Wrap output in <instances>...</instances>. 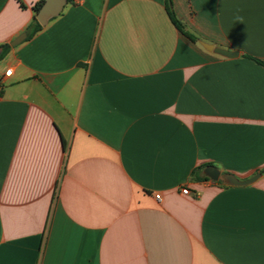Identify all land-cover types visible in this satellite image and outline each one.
Here are the masks:
<instances>
[{"label":"crops","instance_id":"crops-1","mask_svg":"<svg viewBox=\"0 0 264 264\" xmlns=\"http://www.w3.org/2000/svg\"><path fill=\"white\" fill-rule=\"evenodd\" d=\"M44 1L0 0V264H264V0H170L194 41L74 0L12 47Z\"/></svg>","mask_w":264,"mask_h":264},{"label":"water","instance_id":"water-1","mask_svg":"<svg viewBox=\"0 0 264 264\" xmlns=\"http://www.w3.org/2000/svg\"><path fill=\"white\" fill-rule=\"evenodd\" d=\"M68 4V0H45L42 7L37 12L35 18L39 22L42 27L48 25V23L58 17L64 10L65 6ZM28 37L27 33L21 34L18 38H16L13 42H11L12 47H16L21 44ZM202 46L211 52H214L217 55H220L225 58H236L239 56L237 51L227 50L223 48H218L210 44L202 43ZM2 48H0V55L2 53ZM203 175L214 182H222L228 186H238L243 187L250 184H253L261 174H257L247 180H240L233 174H222L220 170H218L214 166H208L203 170Z\"/></svg>","mask_w":264,"mask_h":264},{"label":"trees","instance_id":"trees-1","mask_svg":"<svg viewBox=\"0 0 264 264\" xmlns=\"http://www.w3.org/2000/svg\"><path fill=\"white\" fill-rule=\"evenodd\" d=\"M74 0H68L69 3H73ZM44 2L38 4L35 6L34 11H35V16L37 14V12L39 11V9L42 7ZM166 9H167V13L171 19V21L173 22V24L177 27V29L182 32L183 34H185L186 36H188L191 40H196L195 38H193L192 36H190L189 34H187L184 31V27L181 24V22L176 18L173 10H172V6H171V2L170 0H167L166 2ZM43 29V27L39 24V22L36 20V18L34 17L33 22L29 25V27L27 28V33H28V38H32L36 33H38L39 31H41ZM2 48V53L0 55V59H2L3 57H5V55L8 53V51L10 50V45H4L1 47ZM261 64H263L262 62H260ZM264 65V64H263Z\"/></svg>","mask_w":264,"mask_h":264},{"label":"built area","instance_id":"built-area-1","mask_svg":"<svg viewBox=\"0 0 264 264\" xmlns=\"http://www.w3.org/2000/svg\"><path fill=\"white\" fill-rule=\"evenodd\" d=\"M11 74V70L10 71H7L6 72V76H9ZM182 193L184 194V195H189V190L186 188V189H183L182 190ZM155 198H156V200H158V201H160V199H161V196H160V194H156L155 195Z\"/></svg>","mask_w":264,"mask_h":264}]
</instances>
